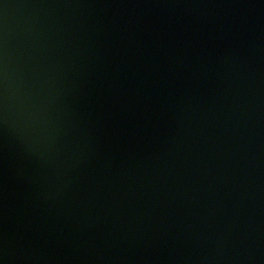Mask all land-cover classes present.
Instances as JSON below:
<instances>
[{
  "label": "water",
  "instance_id": "obj_1",
  "mask_svg": "<svg viewBox=\"0 0 264 264\" xmlns=\"http://www.w3.org/2000/svg\"><path fill=\"white\" fill-rule=\"evenodd\" d=\"M0 264H264V0H0Z\"/></svg>",
  "mask_w": 264,
  "mask_h": 264
}]
</instances>
